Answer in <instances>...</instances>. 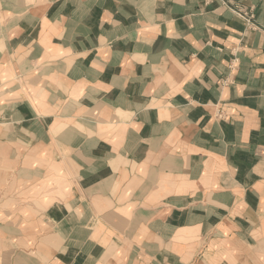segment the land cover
Returning <instances> with one entry per match:
<instances>
[{
    "label": "crops",
    "instance_id": "crops-1",
    "mask_svg": "<svg viewBox=\"0 0 264 264\" xmlns=\"http://www.w3.org/2000/svg\"><path fill=\"white\" fill-rule=\"evenodd\" d=\"M0 264H264V0H0Z\"/></svg>",
    "mask_w": 264,
    "mask_h": 264
},
{
    "label": "rangeland",
    "instance_id": "rangeland-1",
    "mask_svg": "<svg viewBox=\"0 0 264 264\" xmlns=\"http://www.w3.org/2000/svg\"><path fill=\"white\" fill-rule=\"evenodd\" d=\"M206 1H207V2H211V1H213V0H206ZM245 13H246V12H245ZM245 13H244V14H245Z\"/></svg>",
    "mask_w": 264,
    "mask_h": 264
}]
</instances>
